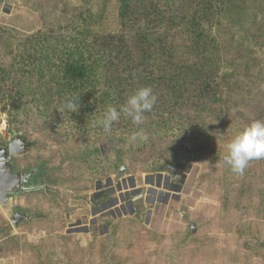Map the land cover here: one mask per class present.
Masks as SVG:
<instances>
[{
  "label": "rangeland",
  "instance_id": "rangeland-1",
  "mask_svg": "<svg viewBox=\"0 0 264 264\" xmlns=\"http://www.w3.org/2000/svg\"><path fill=\"white\" fill-rule=\"evenodd\" d=\"M102 1L0 0V145L12 130L30 141V150L14 164L40 168L47 187L16 198L14 206L32 213L18 227L11 224L10 211L0 207V254L15 257L16 264H264V159L250 161L242 175L222 163L235 131L264 120V0H248L245 7L235 0L242 5L240 18L209 13L199 26L206 31L204 50L217 55L211 81L226 80L221 102L206 101V94L183 99L191 93L184 86L169 97L170 86L182 80L170 81L168 72L160 73V54H154V12L157 7L162 15L167 11L162 0H144L132 10V30L119 21L123 0H105L99 30L106 78L98 86L99 112L84 126L86 132L49 93L51 81L40 79L42 72L34 67L27 77L26 60L32 37ZM187 3L191 12L199 1ZM142 86H150L157 101L140 125L121 115L109 133L93 126L109 105L119 110ZM139 129L148 139L129 144L128 137ZM158 172L170 176L163 191L168 197L159 199L162 186L152 184L154 202L144 204L143 190L150 188L145 180ZM109 177L111 198H124L123 204L131 202L137 212L130 214L127 206L119 218H97V227H108L106 233L99 227L79 231L77 219L90 226L81 217L89 213L86 191ZM129 177L142 195L133 194L128 180L115 188L119 179Z\"/></svg>",
  "mask_w": 264,
  "mask_h": 264
},
{
  "label": "trees",
  "instance_id": "trees-1",
  "mask_svg": "<svg viewBox=\"0 0 264 264\" xmlns=\"http://www.w3.org/2000/svg\"><path fill=\"white\" fill-rule=\"evenodd\" d=\"M162 1L164 2L162 6L167 11L162 15L161 7L156 8L155 5L154 49L157 51L154 50V54H160L157 57L160 73L168 72L166 77L170 81L182 80L170 86L172 90L169 92V97L173 99L176 88L184 86L191 93L186 94L183 99L187 96L199 98L202 94H206L208 97L206 101L210 100L209 97L220 102L224 101L227 91L223 90V82L226 80L212 83V76L216 75L217 55L204 50V41H201L206 31L200 30L199 26L209 13L222 17V12L225 11L232 20H235V17L240 18L239 12L243 11L242 5L245 4V7L248 0H242V5L236 4L235 0L228 2L224 0V6L221 5L222 0H198L196 10L191 12H188L190 4L187 0ZM143 3L144 0L142 2L141 0H123L119 3L120 24L132 30L134 24H130L129 13L139 9L140 7L137 8V6ZM103 7H106L105 0L98 2L93 9L87 8L83 13L68 16L64 22H57L49 31L32 37L33 42H30L31 49L28 53L29 61L26 60L29 65L27 77L35 67L37 72H42L40 79L46 77L51 81L49 93L57 97V101L63 105V111L78 129L84 128L96 118L100 104L98 86L101 83L100 80L106 78L104 69L107 61L104 57L99 30L105 13ZM149 17L150 15L146 12V19L143 20L146 27H148L146 23ZM158 25L162 27L156 28ZM139 28L143 27L140 25ZM163 28L161 34H156ZM151 37L153 36L150 34ZM26 49L24 46L21 55H24ZM193 52L195 53L192 54ZM166 59L168 60L164 61ZM163 63H167L168 66L161 67ZM228 98L229 96H226L225 99ZM74 103L77 105L76 110L71 107ZM83 131L87 132L85 128Z\"/></svg>",
  "mask_w": 264,
  "mask_h": 264
},
{
  "label": "clouds",
  "instance_id": "clouds-1",
  "mask_svg": "<svg viewBox=\"0 0 264 264\" xmlns=\"http://www.w3.org/2000/svg\"><path fill=\"white\" fill-rule=\"evenodd\" d=\"M157 101L156 95L150 86H142L130 95L117 110L109 105L103 114L94 122V127L109 133L113 123L123 115L129 118L133 124L140 125L144 119V113L150 112ZM71 107L76 110L74 103ZM148 139L146 132L139 129L128 137L129 144H136ZM225 153L222 163L234 174L242 175L250 161L264 159V120L254 119L235 131L231 140L225 145Z\"/></svg>",
  "mask_w": 264,
  "mask_h": 264
},
{
  "label": "water",
  "instance_id": "water-1",
  "mask_svg": "<svg viewBox=\"0 0 264 264\" xmlns=\"http://www.w3.org/2000/svg\"><path fill=\"white\" fill-rule=\"evenodd\" d=\"M28 148V141L15 130H12L11 139L6 144L0 145V206L10 211V222L14 227H18L22 222L32 217V213L14 206L16 198L24 193L31 192L33 189L38 190L40 187H44L39 175L40 168L20 169L14 164V159L28 151ZM186 152L188 153V159H192L188 148H186ZM123 169L124 166L121 167V171ZM157 178H163L166 183L170 180L169 175H163L162 173H158ZM145 183L149 185L151 190L156 191V188L151 186L153 182L145 180ZM166 183L162 185L158 180L154 184L158 188L162 186L160 192H163L164 190L168 191ZM134 185H131L132 189ZM194 227V225L191 226V232L194 231Z\"/></svg>",
  "mask_w": 264,
  "mask_h": 264
},
{
  "label": "flooded vegetation",
  "instance_id": "flooded-vegetation-1",
  "mask_svg": "<svg viewBox=\"0 0 264 264\" xmlns=\"http://www.w3.org/2000/svg\"><path fill=\"white\" fill-rule=\"evenodd\" d=\"M28 143H29V148H28V151H29L31 148V142L28 141ZM27 152L24 153L23 156L25 154H27ZM158 173H156L155 175L149 176V178L147 180L149 182H153V184L158 182V180L161 184H162V181L164 183H166V181H164L163 178H157ZM126 180H128L131 185L135 184L134 188H133V189H135V191L133 192V194L136 193V194L140 195L142 193V190L140 188H138V186H136L135 179L132 177H129L127 179H123V178L119 179L116 183L115 188H120V186L125 185ZM170 183H171V181H167V183H166L168 188H169ZM44 187L47 188L46 186H44ZM113 189H114L113 181L109 177L107 179H104V181L97 180L94 188L88 189L86 191V193H87L86 196H87V200H88L87 209H88L89 213H88V215H87V213H85V214L82 213L81 217H82V219L87 220V222L90 224V226L88 227V224L87 225H81L82 221L80 219H77L76 222L78 225L76 227L79 229V231H84V232H87L89 230L94 231V230H96V228L99 227V230L101 231V233H106V232H108V227L104 224L97 227V221H98L97 218H101L104 220L108 219L109 217L119 218V217L126 214L127 208L130 209V214H135L137 212V208L132 207L131 202L123 204V202L125 201L124 198H119V200L116 198L112 199L111 198V194H112L111 192H113ZM32 191H34V189ZM143 191H144V193H143L144 204L153 203L154 198H155V194L157 192L154 190H151L150 188H148L147 190H143ZM77 195H78V193H77ZM158 195H159V199H161V200H162V198H164L166 200V198L168 197V195L165 194L164 192H159ZM115 200H116V202H115ZM112 203H113V205H112ZM150 215H151V210L149 209L147 211V217Z\"/></svg>",
  "mask_w": 264,
  "mask_h": 264
},
{
  "label": "crops",
  "instance_id": "crops-1",
  "mask_svg": "<svg viewBox=\"0 0 264 264\" xmlns=\"http://www.w3.org/2000/svg\"><path fill=\"white\" fill-rule=\"evenodd\" d=\"M11 139V138H10ZM9 139V140H10ZM27 152V151H26ZM25 152V153H26ZM23 155V154H22ZM22 155H19L17 157H20ZM26 155V154H25ZM16 159V158H15ZM17 166V165H16ZM19 168V167H17ZM20 169H23V168H20ZM161 173V172H159ZM163 174V173H162ZM164 175V174H163ZM171 181V179L169 180ZM27 194V193H26ZM156 202V201H155ZM1 207V206H0ZM2 208V207H1ZM1 213V211H0ZM1 215V214H0ZM0 264H16V260H15V257L11 256V255H3V254H0Z\"/></svg>",
  "mask_w": 264,
  "mask_h": 264
},
{
  "label": "built area",
  "instance_id": "built-area-1",
  "mask_svg": "<svg viewBox=\"0 0 264 264\" xmlns=\"http://www.w3.org/2000/svg\"><path fill=\"white\" fill-rule=\"evenodd\" d=\"M4 130H6V129H4ZM2 131H3V130L1 129V126H0V133H1V134H3V132H4V131H3V132H2ZM3 135H4V134H3ZM8 141H9V140H8ZM8 141H7V142H8Z\"/></svg>",
  "mask_w": 264,
  "mask_h": 264
}]
</instances>
